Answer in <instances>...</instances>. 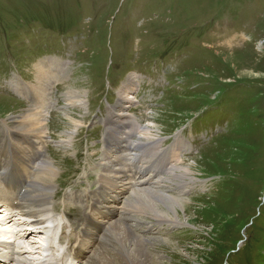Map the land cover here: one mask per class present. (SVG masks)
Wrapping results in <instances>:
<instances>
[{
  "label": "rangeland",
  "instance_id": "1",
  "mask_svg": "<svg viewBox=\"0 0 264 264\" xmlns=\"http://www.w3.org/2000/svg\"><path fill=\"white\" fill-rule=\"evenodd\" d=\"M46 58L67 62L64 78L48 89L49 101L55 102L48 119V155L57 168L52 183L59 195L53 199L49 193L39 213L31 204V215L50 221L39 226L41 233L14 241L21 258L49 264V226L59 225L56 237L63 226L71 232L51 215L54 204L76 221L82 212L73 208L76 193L98 192L101 175L113 176L109 185L118 186L115 176L123 184L119 188H130L121 175L131 155L124 156L125 148L115 156L108 150L106 121L110 106L121 105L123 84L134 77L133 104L124 114L148 127L155 141L161 139L159 150L173 145L179 134L186 146L174 163L187 170L176 180L164 164L168 176L162 171L161 176L173 179L158 182L157 172L155 181L127 191L108 225L117 221L133 228L158 264H264V0H0V130L4 120L31 105L5 80L16 76L35 82L36 64ZM72 90L85 104L67 99ZM121 119L111 140L130 130L125 124L131 122ZM127 139L114 145L131 149ZM145 143H138L141 155ZM106 153L111 172L104 170ZM161 155L140 158L138 168L143 164L141 170L151 172L148 159L158 164ZM37 173L45 176L42 166ZM127 173L132 179L134 173ZM101 182L108 186L102 177ZM144 188L184 199L186 210L175 218L157 210L164 222L149 216L133 198ZM31 202L21 203L23 209ZM28 219L18 214L15 223L0 225V238H7L13 226L25 227ZM106 233L100 244L87 241V257L75 264L99 257ZM56 245V256L69 247L67 238Z\"/></svg>",
  "mask_w": 264,
  "mask_h": 264
},
{
  "label": "bare ground",
  "instance_id": "2",
  "mask_svg": "<svg viewBox=\"0 0 264 264\" xmlns=\"http://www.w3.org/2000/svg\"><path fill=\"white\" fill-rule=\"evenodd\" d=\"M65 66L66 64L58 59L57 61L54 59H42L36 64L35 82H25L19 78H16V76L12 77L13 79L11 78L10 82L8 81V85H10L9 87L12 89V91L19 95H22L25 98H29L31 100V105L27 110H24L23 114L21 113V115H14L9 119L3 121L5 127L2 129L3 134L0 138V207H19L18 209L23 210L24 212H26L25 209H27L28 213L33 214L35 209L31 206V204L36 206L44 205L49 199V193L53 192L52 181L54 180V177L56 175L57 168L54 163L49 161L48 157H46L45 155L47 137L49 132L48 119L51 115L50 109L48 108V97H50L48 96V89L52 83L57 81L60 77H64L62 75H64L63 73H65ZM134 92L135 80L134 77H129V79L123 84L121 88V92L119 95V101L121 105L117 104L114 107L112 106L113 108L109 111V117L107 118L109 119V121L107 122V128L109 129V142L111 143L108 150L112 153H117L119 150L125 151V149L128 152L131 151V153H128L129 155H131L127 159L129 160V163L127 162L126 158L119 159L128 163L127 168H125L122 163L120 164L125 168V170L123 171V175H121V178L124 179V182H128V185H131L129 189L123 190V188H119L117 185H109L107 181L110 180V175L105 174L102 176V180L105 181L109 186V190H120L117 195H119V193H122L123 195L130 189L139 186V184H148V182H152V180L155 181L156 178L154 177V175L156 166L150 168L151 172L149 170L142 171L141 169L143 168V164L140 166V168H138L137 166L139 165L138 160L142 158V160L145 161V157L147 155L162 154L160 156L161 159L159 157L158 164L163 163L166 165V169H168L166 170L167 172H171V174L176 173V175L174 176V179L176 180H179L180 177H183L184 169L185 172L187 170L186 168H183L182 170L174 163L176 157L177 159H179V153L180 150H182L181 146H178L177 141H174L173 145L169 149H166L164 151H162L161 148L160 150L157 149V144L160 142V140L157 139V141H155L156 139L154 137L149 136L150 129L148 127L142 129L141 126L136 123L135 119H132L127 114H124L126 110H128V106L133 104L131 96ZM67 99H72V101L75 99L73 103L85 104L82 96L73 90L69 92ZM123 115L131 122V124H125V127H128L130 130L126 132L123 131L122 138H120L119 133L118 135L113 137V140H111V135H113L114 131H116L115 126L118 123H124L121 119ZM135 134L137 136H135ZM129 135H131V137ZM66 137L71 140L72 132H67ZM124 138H128L127 140L132 145L131 149L126 147L127 144H124L125 147L123 145H120V148L114 145V143H117ZM141 139H144L146 141V143L142 145L144 147L142 153H146V155L143 157L140 155V149L137 147L141 146L138 145ZM125 156L128 157V155ZM106 159L108 160V164L106 163L108 170L111 163V157L107 156ZM133 159L135 160L132 161ZM112 161L113 164H115V158H113ZM41 166L42 171H44L45 173V176L40 178L37 171H40ZM179 169L182 174H177V171H179ZM129 171L134 173L132 179L128 177L127 172ZM135 175H139L137 177L138 179L144 177L145 180L141 181L140 179L139 181H137ZM171 179H173V176L161 178L158 182L166 180L170 181ZM172 184L174 185L176 183L172 182ZM108 186H102L103 192L106 193ZM1 187L5 188V192ZM22 189H25V192L22 196H20L19 193ZM32 189H34V194L31 193ZM144 189L146 190H143L144 192H142L141 194H137V192H135L136 194L134 193L133 196L136 197L133 198H136L135 200L139 205L142 204L144 206L142 208H144L145 211L147 210L149 212V216L151 215V217L158 219L160 218V220L164 222L162 219L164 217L161 216L162 214L160 215L159 213H157V210L166 212L167 215H170V218L177 217L175 215L180 213L181 209L184 208L186 210V206L182 204V200L184 199H177L172 196L160 194L159 192H153L152 190H147L148 188ZM108 195L114 199V201H112L113 203H120L117 197L111 194ZM79 198L83 199L84 197L83 195H79ZM15 200H19L17 206L14 203ZM27 200H30L32 202L28 204V208H26L27 205H25L26 207L23 209L21 203L24 204V202ZM95 206L96 209H94V211H97V204H95ZM112 207L113 206H108L107 211L103 212V214L99 211L102 216L108 219L106 222H108L110 218L117 212V210L113 209ZM130 207L134 211V208L136 206L134 207V205L131 204ZM171 211L173 212V214L171 213ZM89 218V215L85 216L86 221H84V224L88 225L86 231L90 232V234H93L97 229H103L104 227H106L108 234L106 233L105 235L106 243L104 242V248L102 250L100 249V256L91 257V259H89L90 261H88V264H158V262L155 261L153 255L148 251V247L142 241L143 239L137 236L136 231H134L133 228H131L127 224L118 223L117 221L115 223H112V225L104 226L105 224H107L103 221L104 219L96 220L95 216L93 218ZM83 219L84 216L81 218V220ZM24 235L29 236V233H26ZM95 235L96 234H94V239L96 238ZM165 240L163 241L164 243ZM101 246L102 245H99V247ZM10 254L11 252L8 251L7 254H0V257L1 259L5 258L6 260L10 259L13 261V259H15V257L17 256L16 262H19L21 264H29L24 259L18 257V253L13 252L12 255Z\"/></svg>",
  "mask_w": 264,
  "mask_h": 264
}]
</instances>
